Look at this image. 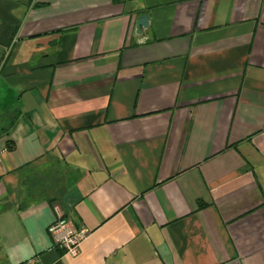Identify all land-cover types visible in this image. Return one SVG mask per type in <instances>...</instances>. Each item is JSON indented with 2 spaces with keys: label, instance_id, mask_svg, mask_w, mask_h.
<instances>
[{
  "label": "crops",
  "instance_id": "crops-1",
  "mask_svg": "<svg viewBox=\"0 0 264 264\" xmlns=\"http://www.w3.org/2000/svg\"><path fill=\"white\" fill-rule=\"evenodd\" d=\"M33 257L264 264V0H0V264Z\"/></svg>",
  "mask_w": 264,
  "mask_h": 264
},
{
  "label": "built area",
  "instance_id": "built-area-1",
  "mask_svg": "<svg viewBox=\"0 0 264 264\" xmlns=\"http://www.w3.org/2000/svg\"><path fill=\"white\" fill-rule=\"evenodd\" d=\"M48 235L55 248L66 254L75 255L80 242L85 237V231H76L61 219L54 221L47 229ZM21 264H40L38 259L33 257Z\"/></svg>",
  "mask_w": 264,
  "mask_h": 264
},
{
  "label": "water",
  "instance_id": "water-1",
  "mask_svg": "<svg viewBox=\"0 0 264 264\" xmlns=\"http://www.w3.org/2000/svg\"><path fill=\"white\" fill-rule=\"evenodd\" d=\"M147 24H148V17L146 15L140 16L137 19L136 25H135L136 33L139 34L140 33V29L141 28H146Z\"/></svg>",
  "mask_w": 264,
  "mask_h": 264
}]
</instances>
